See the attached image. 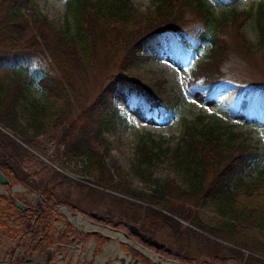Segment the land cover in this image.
<instances>
[{"label": "trees", "instance_id": "obj_1", "mask_svg": "<svg viewBox=\"0 0 264 264\" xmlns=\"http://www.w3.org/2000/svg\"><path fill=\"white\" fill-rule=\"evenodd\" d=\"M66 2L74 31L71 32L69 26L56 29L55 38L47 40L43 34L40 35L41 39L32 34L25 38L26 15H33L31 10L34 0H0V127L18 135L32 149L0 128V171L2 169L1 172L7 175L11 183H20L41 194L36 205V215H30V209L28 213L19 212L28 226H33L38 220V228L42 229L41 219L56 207L53 205V197L58 194L53 187L67 182L62 174L53 173L51 168L40 164V155L37 156L36 152L41 153L43 146L20 120V106L30 87L36 83L44 95L41 101H33L30 106L32 115L39 111L44 117L42 134L49 140L58 139V142L63 143V154L66 156L85 159L93 176L91 183L102 182L111 190L147 201L150 205L143 206V209L149 216L151 214L163 219L161 226L171 241L172 237L175 239L180 254H183V250L191 249L185 246L189 233L193 232L198 239L209 238L189 225L182 226L178 220L156 210L154 206L171 211L193 226L264 257V232L255 223L257 208L264 200V168L259 171L257 182L247 183L243 177L245 170L259 158L260 153L244 145L243 141H238L237 133L230 131L228 126L217 120L204 122L205 116L199 115L184 124L179 140L173 147H163L164 140H141L138 150L140 164H151L154 158L169 152L173 156L174 165L184 171L185 179L156 183L150 191L139 194L129 186L126 178L106 168L105 153L98 148L105 128L118 113L113 100L118 87L127 92L132 105L139 103L148 112L159 118L164 117L167 108L162 104L163 100L138 81L132 71L136 64L152 56L166 54L180 59L185 57L186 62H189L192 56L206 47V59L191 68L190 84L204 90L207 97L214 98L223 86L224 75L220 67L228 52L227 43L220 40V33L223 26L228 21L237 20L240 13L232 9L229 15L214 16L206 0H156L153 12L144 16L134 15L129 0ZM186 11L194 12L204 22L189 24ZM31 19V25L40 22L36 18ZM255 20L260 34L257 47H261L264 46V2L258 4ZM239 22L241 26L243 21L239 19ZM44 24L47 25L46 22ZM97 38L101 39L98 46H102L105 59L114 57L119 46L121 57L118 70L102 81L100 90L91 101H85L82 84L87 72L97 62L94 54ZM242 41L246 50L253 49L254 46L244 37ZM222 92L225 93L223 101L231 102L236 111L244 113L248 118L253 116L255 121H264V80L252 81L244 86L232 83ZM46 108L49 110L44 113ZM82 186L85 190H93L90 185ZM109 195L128 207L135 204L119 195ZM5 197L0 195V198ZM179 199L193 208L198 206L200 200H209L221 217L209 225L212 228H208L203 225L204 219L195 211L177 208L174 204ZM10 204L14 206L12 199ZM62 236L66 234L57 237L59 239ZM45 239L37 236L32 249L39 247ZM215 244L221 246L216 241ZM249 259L252 264H264L263 259Z\"/></svg>", "mask_w": 264, "mask_h": 264}, {"label": "rangeland", "instance_id": "obj_2", "mask_svg": "<svg viewBox=\"0 0 264 264\" xmlns=\"http://www.w3.org/2000/svg\"><path fill=\"white\" fill-rule=\"evenodd\" d=\"M206 1L210 5L214 16L229 15L232 9L240 13L237 20L228 21L220 33V40L227 43L228 52L225 62L220 67L224 75L223 86L219 88L216 96L209 98L204 90L194 88L190 84L192 79L191 68L194 67V64L206 59V47L192 56L189 62H186L185 57L180 59L161 54L155 57L152 56L132 68L138 81L163 100L162 104L167 108L163 118L148 112L139 103L132 105L127 92L121 87H118L113 94L114 105L117 107L118 113L109 126L105 128L98 148L104 150L102 151L105 153L104 162L106 168H110L126 178L129 186L138 194L143 191H150L155 187L156 183L164 184L165 181L167 182L171 179H185L184 171L174 165L173 156L169 152H164L160 157L154 158L151 164H140L138 150L141 140H164L163 147H173L179 140L184 124L193 121L199 115L205 116L204 122L209 123L217 120L228 126L230 131L237 133L238 141H243L244 145L247 144L260 153L259 158L254 160L243 174L247 183L257 182L259 171L264 168V121H255L253 116L246 117L244 113L236 111L232 107L231 102H224L222 99L225 95L222 91L226 90V87L232 85V83L244 86V84L252 81L264 80V46L257 47L260 42V34L255 20L257 6L264 0ZM129 3L134 15L144 16L153 12L156 0H129ZM31 12L33 15H26L28 19L24 25L25 38L27 35L32 34L41 39L40 35L43 34L47 40H51L56 36V29H64L66 26H69L71 32L74 31V23L70 13L67 11L66 0H34ZM31 18H36L40 22L37 25H31ZM186 18L189 24L204 22L203 19L191 11H186ZM239 19L243 21L241 26ZM241 35L254 46L252 50L245 49ZM100 40V38H97L94 44V54L98 56L96 57L98 60L87 72L85 82L82 84L85 101H91L100 90L102 81L118 70L119 59L117 58H120L118 57L120 56V46L116 57L105 59L106 54L102 50V46H98ZM40 90L36 83L30 87L28 98L26 97L20 106V120L25 128L28 129V132L43 146L41 153L35 151L37 156L40 155L38 156L41 161L40 164L45 168H51L53 173L62 174L67 179H64L67 182H63L61 186L53 187L58 196L53 197V202L56 205L53 209L54 211L52 210V214H47V220L45 218L48 225L46 226L48 233L46 230L39 232L40 229L37 223H33L34 226L29 227L24 217L19 214L20 209L12 207L10 204V199L20 195L30 203L25 204L33 208L29 214L34 215L41 194L32 190L31 193L30 189H26L20 183V185L18 183H16L17 185L15 183V185L0 183V195L6 196L4 199L0 198V213L2 214H0V264H102L105 261V264H137L130 258L128 259V255H130L128 252L130 251L126 249L127 247L121 241L117 243V246L120 245L119 250L123 253L122 255L110 249L113 246L109 245L114 240H118L116 237L111 238V242L106 249L95 250V246L92 243L95 236H92L89 230L93 229L96 224H103L108 228L126 233H130L129 227L131 226L137 229L138 227L140 229L144 228L145 231L147 230L154 234L158 241L168 245V239L170 240V238L161 226L163 219L151 214L150 217H147V212L143 209V206L150 205L147 201L111 190L105 187L102 182L100 184L91 183L93 176L85 159L66 156L63 154L65 150L63 143L57 140H49L46 135L42 134L44 117L39 114V111L32 115L33 112L30 106L33 101H36V103L41 101L43 91ZM34 96L36 97L34 98ZM47 110L49 108H46L44 113ZM14 136L19 138L18 135ZM19 140L21 139L19 138ZM24 145L32 150L27 144L24 143ZM31 165V168H33V164ZM34 177L36 178L35 175ZM80 184L90 185L93 190H85L86 188ZM13 186H21L22 188L13 191ZM109 194L119 195L124 197L126 201L135 204L128 207L124 202L112 199L113 197ZM60 199L61 201L63 200L62 203ZM174 205L177 208H181V210L190 209L189 211H195V214L204 219L203 225L208 228H212L209 225H213L214 221L221 217L209 200H200L198 206L194 208L182 199L176 200ZM154 208L172 218L175 217L174 219L178 220L182 226L189 225L200 234L209 238V240L198 239L193 232L189 233L185 246L191 249L183 250L185 256L181 254L182 257L163 252L162 250H153V247H149L150 251L161 254L167 260H181L183 264H252L249 257L264 260V257L251 252L249 249L189 224V221L171 211L157 206H154ZM65 209L76 214L82 213L81 215L86 219V223L92 221L94 224L90 222L88 225L78 222L74 220L75 216L72 219V217L66 215L67 213L65 214L67 212ZM91 211L103 215L104 219L96 220L91 217L89 215ZM256 217L255 223H258L264 232V200L257 208ZM152 220L156 223H153ZM62 230L68 231L66 238L61 237L65 239L59 238L58 240L57 233L59 232L60 234ZM30 231H34L33 234ZM40 234L43 237L46 236V239L34 251L32 249L34 248L33 244L36 243V238ZM130 236L133 237L131 239H134L136 243L147 246L140 240L138 241L131 233ZM215 241L221 246L215 244ZM53 242L55 243L51 244ZM174 242L175 239L172 237L171 244L175 248L176 246L178 247ZM103 254H106V258L101 263L100 258ZM47 255L49 261L46 259ZM139 257L143 258V255H139ZM152 263L154 264V262ZM140 264L146 263L145 261L144 263L140 261Z\"/></svg>", "mask_w": 264, "mask_h": 264}, {"label": "flooded vegetation", "instance_id": "obj_3", "mask_svg": "<svg viewBox=\"0 0 264 264\" xmlns=\"http://www.w3.org/2000/svg\"><path fill=\"white\" fill-rule=\"evenodd\" d=\"M6 177V176H5ZM7 178V177H6ZM8 179V178H7ZM9 180V179H8ZM7 185H9V184H14V183H11L10 181L8 182V183H6ZM22 185V184H21ZM23 186V185H22ZM24 187V186H23ZM13 188V191H16L17 189H21L22 187L21 186H13L12 187ZM26 188V187H25ZM27 189V188H26ZM12 196H13V194H11ZM17 197V198H16ZM16 197H13V199H12V201H13V205L14 206H12V207H18L19 209H20V211H25V209H26V213H28L29 211H27V208L28 209H30V210H32L33 208L32 207H30V206H28V205H26L27 203H29L27 200H25L22 196H20V195H16ZM15 199L18 201V202H20V203H22L23 205H25L26 206V208L25 209H22V208H20L17 204H16V202H15ZM24 202V203H23ZM26 203V204H25ZM38 203V202H37ZM30 204V203H29ZM65 210H67V209H65ZM68 212H72V211H68L67 210V214L66 215H68ZM91 212H93V211H91ZM72 213H74L75 215H76V213L75 212H72ZM90 213V212H89ZM97 213V212H96ZM21 214V213H20ZM99 214V213H98ZM99 215H101V214H99ZM103 216V215H102ZM83 217V216H82ZM77 218V217H76ZM83 220L85 219L84 217L82 218ZM104 219V216L102 217V219H100V220H103ZM42 221H40V223L42 222V224H41V227H42V229H40V231H42V230H46V225H47V223H46V220L45 219H41ZM77 220V219H76ZM97 220V219H96ZM85 221H86V219H85ZM78 222H80V221H78ZM89 222H91V223H93L92 221H89ZM97 226H100V227H102V228H106V229H109L108 227H106L105 225H103V224H96ZM95 225V226H96ZM48 226V225H47ZM50 226H51V224H50ZM93 229H95V230H97L98 232L97 233H93ZM93 229H90L89 230V232L92 234V236H95V239L93 238V240L94 241H92V243H93V245L95 246L96 245V243L98 244V245H100V246H98V245H96L95 246V250H97V251H99V250H102V249H106V247L110 244V242H111V238H112V236L108 239L107 238V235L108 234H105V233H103L102 232V230L101 229H99L98 227H94ZM129 229H130V233L135 237V238H137L138 236H139V238H137L138 239V241L140 240L142 243H144L145 245H147V246H141L140 244L138 245V243L136 244L135 243V241H132V236H130L129 234L130 233H126V232H121V231H118V230H115V229H111L110 228V230L111 231H114V232H116V233H119V234H121V235H123L126 239H121L120 237H116V238H118V240H114L115 242H116V244L117 243H119V241H121V242H123L124 244H125V246L126 247H129V248H127L130 252H128L130 255H128V259L130 258L134 263H137V264H140V261L142 262V263H144V261H145V263L146 264H153L152 262H154V264H163L164 263V261L165 260H167V259H165L161 254H157V253H153L152 251H150V250H148L149 249V247H153V250H158V251H163V252H166V253H172V254H175L174 253V251H176L177 253H176V255L178 256V257H180L181 256V254L179 253V251L176 249V248H173L172 247V245L170 244V242H168V245H166V243L164 244L163 242L161 243L163 246L161 247V248H159V247H156L155 246V242L154 241H156V242H158V243H160L157 239H155V235L154 234H152L151 232H149V231H145V229H143L144 231H142L141 229H139V227H138V229L136 228V227H129ZM142 232H141V231ZM46 232L48 233L49 231L48 230H46ZM146 232H148V233H146ZM46 233V234H47ZM65 233L66 235H67V233L65 232V230H62V232L60 233L61 235H63V234ZM145 233H146V235H145ZM144 235V236H143ZM40 236V238L41 239H43V238H46V236L45 237H43V236H41V234L39 235ZM129 236V237H128ZM154 238H153V237ZM103 237H105V239H103ZM146 237V238H145ZM130 238V239H129ZM100 239H102V240H100ZM100 240V241H99ZM107 240V241H106ZM39 241H41V240H39ZM98 241V242H97ZM105 242V244H103L104 242ZM42 242H43V240H42ZM41 242V243H42ZM99 242H100V244H99ZM151 245H149L148 243ZM102 243V244H101ZM127 243V244H126ZM103 245V246H102ZM129 245V246H128ZM132 245V246H131ZM154 245V246H153ZM131 246V247H130ZM99 247V248H98ZM118 247V249H119V247H120V245H118L117 246ZM155 248V249H154ZM156 248H158V249H156ZM168 248H170L171 249V251L169 252L167 249ZM127 252H126V254H128ZM146 253H152L153 255H155L157 258L156 259H154L151 255H148V254H146ZM123 254V253H122ZM143 255V258H140L139 257V255ZM184 255V254H183ZM151 256V257H150ZM185 256V255H184ZM121 257V256H120ZM182 257V256H181ZM121 258H123V257H121ZM46 259H48V255H47V257H46ZM181 261V260H180ZM184 261V260H183ZM100 262L102 263L103 261H101L100 260ZM106 262V261H105ZM105 262H103L102 264H105ZM187 263V262H186Z\"/></svg>", "mask_w": 264, "mask_h": 264}, {"label": "bare ground", "instance_id": "obj_4", "mask_svg": "<svg viewBox=\"0 0 264 264\" xmlns=\"http://www.w3.org/2000/svg\"><path fill=\"white\" fill-rule=\"evenodd\" d=\"M66 3H67V2H66ZM66 6H67V5H66ZM67 9H68V8H67ZM70 15H71V14H70ZM72 20H73V19H72ZM99 49H100V48H99ZM157 53L159 54V52H157ZM98 54H99V53H98ZM154 54H155V53H154ZM100 55H101V54H100ZM100 55H99V56H100ZM145 55H146V54H145ZM155 55H156V54H155ZM155 55H154V56H155ZM160 55H161V54H160ZM163 55H164V54H163ZM116 56H117V55H115V57H116ZM147 56H148V55H147ZM156 56H157V55H156ZM96 57H98V56H96ZM101 57H102V56H101ZM118 57H121V56H118ZM148 58H149V57H148ZM117 59H119V58H117ZM117 59H116V60H117ZM96 60H98V58H96ZM147 60H148V59H147ZM145 61H146V60H145ZM141 62H142V61H141ZM116 63H117V62H116ZM137 76H138V75H137ZM135 78L138 79L137 77H135ZM39 88H40V87H39ZM40 91H41V90H40ZM44 93H45V92H44ZM32 94H33V93H32ZM43 95H44V94H43ZM35 97H36V96H34V98H35ZM27 98H28V97H27ZM115 112H116V111H115ZM113 114H115V113H113ZM109 116H110V115H109ZM112 117H113V116H112ZM108 119H109V118H108ZM110 119H112V118H110ZM108 121L110 122V120H108ZM90 122H91V121H90ZM109 122H107V123H109ZM68 123H69V122H68ZM68 123L66 122V124H68ZM92 124H93V123H92ZM66 126H67V125H66ZM82 127H83V126H82ZM107 127H108V125H107ZM90 128H91V127H90ZM94 128H95V126H94ZM104 128H105V127H104ZM83 129H85V127H83ZM79 131H80V130H79ZM79 133H80V132H79ZM51 136H52V135H51ZM52 137H54V136H52ZM54 138H55V137H54ZM93 138H94V137H93ZM55 139H56V138H55ZM95 139H96V138H95ZM57 141H58V139H57ZM59 141H60V140H59ZM99 141H100V140H99ZM97 142H98V141H97ZM148 144H150V143H148ZM144 146H146V145H144ZM144 146H143V147H144ZM143 147H142V148H143ZM144 148H145V147H144ZM139 149H140V148H139ZM102 150H103V149H102ZM103 151H104V150H103ZM139 151H140V150H139ZM29 152H30V151H29ZM63 153H64V152H63ZM96 153H97V152H96ZM100 154H101V153H100ZM65 155H66V154H65ZM65 155H64V156H65ZM68 155H69V154H68ZM88 155H89V154H88ZM88 155H87V156H88ZM101 155H102V154H101ZM73 156H74V154H73ZM76 156H77V155H76ZM79 156H80V155H79ZM98 156H99V154H98ZM83 157H84V156H83ZM88 157H89V156H88ZM100 157H101V156H100ZM96 158H97V156H96ZM101 158H102V157H101ZM91 159H92V158H90V160H91ZM98 159H99V157L97 158V160H98ZM87 160H88V159H87ZM91 161H92V160H91ZM114 170H115V169H114ZM1 171H2V169H1ZM3 173H4V172H3ZM4 175H6V174H4ZM6 176H7V175H6ZM10 182H11V181H10ZM14 182H16V181H14ZM15 184H16V183H15ZM15 184H14V185H15ZM18 184H19V183H18ZM16 185H17V184H16ZM19 185H20V184H19ZM24 186H25V185H24ZM30 189H31V188H30ZM32 190H33V189H32ZM35 191H36V190H35ZM30 192H31V190H30ZM31 193H32V192H31ZM36 193H37V192H36ZM62 194H63V193H62ZM67 194H68V193H67ZM67 194H65V195H67ZM68 196H69V195H68ZM59 197H61V196L59 195ZM59 197H58V198H59ZM64 197H65V196H64ZM54 199H55V198H54ZM63 199H64V198H63ZM60 200H61V199H60ZM66 200H67V199H66ZM51 201H52V200H51ZM56 201H57V199H56ZM62 201H63V200H62ZM48 202H49V200H48ZM48 202H47V203H48ZM60 202H61V201H60ZM68 202H69V201H68ZM47 203H45V204L47 205ZM49 203H50V202H49ZM56 203H57V202H56ZM61 203H62V202H61ZM43 205H44V204H43ZM51 205H52V204H51ZM53 205H55V204L53 203ZM53 205H52V206H53ZM55 206H56V205H55ZM57 206H58V205H57ZM42 207H43V206H42ZM48 207H49V206H48ZM16 208H18V207H16ZM52 208H53V207H52ZM54 208H55V207H54ZM0 209H1V208H0ZM49 209H50V207H49ZM56 209H57V208H56ZM56 209H55V210H56ZM27 210H28V208H27ZM44 210H45V209H44ZM4 211H5V210H4ZM25 211H26V209H25ZM39 211H40V210H39ZM53 211H54V210H53ZM65 211H66V210H65ZM1 212H2V211H1ZM37 212H38V211H37ZM41 212H42V211H41ZM3 213H4V212H3ZM42 213H43V212H42ZM47 213H48V212H47ZM63 213H64V212H63ZM65 213H66V212H65ZM0 214H1V213H0ZM19 214H20V213H19ZM43 214H44V213H43ZM43 214H42V215H43ZM51 214H52V213H51ZM79 214H82V213H79ZM1 215H2V214H1ZM4 215H5V214H4ZM6 215H7V214H6ZM24 215H25V214H24ZM35 215H36V214H35ZM39 215H40V214H39ZM44 215H45V214H44ZM68 215H69V214H68ZM146 215H148V213H147ZM21 216H23V215H21ZM21 216H20V217H21ZM148 216H149V215H148ZM172 216H173V215H172ZM5 217H6V216H5ZM149 217H150V216H149ZM7 218H8V217H7ZM7 218H5V219H7ZM15 218H16V217H15ZM18 218H19V217H18ZM41 218H42V217H41ZM45 218H46V220H47L48 217L45 216L43 219H45ZM51 218H52V217H51ZM174 218H175V217H174ZM72 219H73V217H72ZM76 219H77V221H80L81 223H85V224H88V225H89V223H90V222H89V223H86V222H85V219L83 220V219L80 218V217H77V218H75L74 220H76ZM20 220H21V219H20ZM34 220H35V219H34ZM39 220H40V219H39ZM4 221H5V220H4ZM36 222H37V224H38V220H37ZM36 222H35V223H36ZM48 223H49V222H48ZM52 223H53V222H52ZM81 223H80V224H81ZM163 223H164V222H163ZM40 224H42V222H41ZM60 224H61V223H60ZM70 224H71V223H70ZM93 224H94V223H93ZM116 224H117V223H116ZM61 225H62V224H61ZM61 225H60V226H61ZM82 225H83V224H82ZM82 225H81V227H82ZM2 226H3V225H2ZM33 226H34V225H33ZM46 226H47V225H46ZM66 226H67V225H66ZM137 226H138V225H137ZM39 227H40V226H39ZM69 227H71V226H69ZM75 227H76V226H75ZM75 227H74V228H75ZM95 227H98L99 229H101L103 233L108 234V235H111L112 238L118 236V237H120L121 239H126L123 235H121V234H119V233H116V232H114V231H111L110 228H109V229H106V228H102V227L97 226V225H96ZM131 227H132V226H131ZM140 227H141V226H140ZM61 228H62V226H61ZM61 228H60V229H61ZM67 228H68V226H67ZM127 228H128V227H127ZM37 229H38V228H37ZM40 229H41V228H40ZM48 229H50V228H48ZM65 229H66V227H65ZM75 229H76V228H75ZM139 229H140V228H139ZM143 229H144V228H142L141 230H143ZM71 230H72V229H71ZM141 230H140V231H141ZM30 232H31V231H30ZM33 232H34V231H33ZM33 232H31V233L33 234ZM36 232H37V230H36ZM39 232H40V230H39ZM43 232H44V231H43ZM67 232H68V231H67ZM67 232H66V233H67ZM73 232H75V231H73ZM141 232H142V231H141ZM31 233H30V234H31ZM70 233H71V231H70ZM75 233H76V232H75ZM77 233H78V232H77ZM127 233H128V232H127ZM131 233H132V232H131ZM146 233H148V232H146ZM146 233H145V235H146ZM37 234H38V233H37ZM58 234H59V233H58ZM62 234H63V233H62ZM64 234H65V233H64ZM68 234H69V233H68ZM148 234H149V233H148ZM23 235H24V234H23ZM54 235H55V234H54ZM59 235H61V234H59ZM71 235H72V234H71ZM129 235H130V234H129ZM26 236H27V235H26ZM57 236H58V235H57ZM74 236H76V235H74ZM143 236H144V235H143ZM54 237H55V236H54ZM62 237H63V236H62ZM69 237H70V236H69ZM128 237H129V236H128ZM65 238H66V237H65ZM65 238H64V239H65ZM67 238H68V237H67ZM74 238H75V237H74ZM74 238H73V239H74ZM132 238H133V237H132ZM137 238H139V236H138ZM145 238H146V237H145ZM54 239H55V238H54ZM61 239H63V238H61ZM61 239H60V240H61ZM64 239H63V240H64ZM103 239H105V237H103ZM129 239H130V238H129ZM155 239H156V238H155ZM56 240H57V237H56ZM58 240H59V239H58ZM69 240H70V239H69ZM74 240H76V239H74ZM77 240H78V239H77ZM100 240H102V239H100ZM100 240H99V241H100ZM126 240H127V239H126ZM133 240H134V239H133ZM133 240H132V241H133ZM61 241H62V240H61ZM106 241H107V240H106ZM134 241H135V240H134ZM55 242H56V241H55ZM55 242H53V243H51V244H54ZM97 242H98V241H97ZM103 242H104V241H103ZM159 242L162 243L161 241H159ZM122 243H123V242H122ZM135 243H136V242H135ZM137 243H138V242H137ZM137 243H136V244H137ZM147 243H148V242H147ZM99 244H100V242H99ZM101 244H102V243H101ZM103 244H105V242H104ZM126 244H127V243H126ZM148 244H149V243H148ZM164 244H165V243H164ZM62 245H63V244H62ZM64 245H65V244H64ZM96 245H98V244L96 243ZM96 245H95V246H96ZM124 245H125V244H124ZM138 245H139V244H138ZM149 245H150V244H149ZM33 246H34V244H33ZM51 246H52V245H51ZM57 246H58V245H57ZM98 246H100V245H98ZM102 246H103V245H102ZM109 246H113V247H111L110 249H111V250H114V251H117L120 255H122V252L118 249L117 244H116L115 241L112 242ZM128 246H129V245H128ZM131 246H132V245H131ZM131 246H130V247H131ZM141 246H142V245H141ZM143 246H144V245H143ZM150 246H151V245H150ZM153 246H154V245H153ZM54 247H55V246H54ZM90 247H91V246H90ZM96 247H97V246H96ZM55 248H56V247H55ZM98 248H99V247H98ZM127 248H129V247H127ZM127 248H126V249H127ZM46 249H47V248H46ZM46 249H45V251H46ZM110 249H109V250H110ZM154 249H155V248H154ZM156 249H158V248H156ZM148 250H150V249H148ZM34 251H35V250H34ZM52 251H53V250H52ZM32 253H33V252H32ZM32 253H31V254H32ZM39 253H40V252H39ZM48 254H49V253H48ZM148 254L151 255L154 259L157 258V257H156L155 255H153L152 253H148ZM39 256H40V255H39ZM50 257L52 258V256H50ZM79 258H80V256H79ZM105 258H106V254H103V256L100 258V260L103 261ZM43 259H44V258H43ZM76 259H77V258H76ZM47 261H49V259H48ZM41 262H42V261H41ZM71 263H72V262H71ZM83 263H84V262H83ZM74 264H75V263H74ZM78 264H79V263H78ZM164 264H176V263L171 262V261H164Z\"/></svg>", "mask_w": 264, "mask_h": 264}, {"label": "water", "instance_id": "obj_5", "mask_svg": "<svg viewBox=\"0 0 264 264\" xmlns=\"http://www.w3.org/2000/svg\"><path fill=\"white\" fill-rule=\"evenodd\" d=\"M4 132H6V133H8L10 136H12L14 139H16L17 141H19L20 143H22L23 145H24V143L21 141V140H19V138H16L14 135H12L9 131H7L6 129H4V128H2V127H0ZM9 182V180L5 177V175L0 171V183L1 184H6V183H8ZM15 202H16V204L20 207V208H22V209H25L26 208V206L25 205H23L22 203H20V202H18L16 199H15ZM67 211V210H66ZM68 214H69V216H76V217H80V218H83L82 216H81V214H74V213H72V212H68ZM89 215L91 216V217H93V218H95V219H97V220H100V219H102V215H99L98 213H96V212H90L89 213ZM98 231L97 230H95V229H93V233H97ZM111 236L110 235H107V238L109 239ZM155 242V246L156 247H159V248H161L163 245L161 244V243H158V242H156V241H154ZM169 252L171 251V249L170 248H168L167 249ZM174 253L176 254L177 252L176 251H174ZM175 263H177V264H180L179 262H175ZM164 264V263H163Z\"/></svg>", "mask_w": 264, "mask_h": 264}]
</instances>
